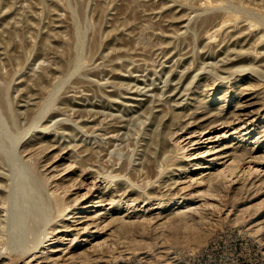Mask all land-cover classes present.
I'll list each match as a JSON object with an SVG mask.
<instances>
[{"label":"rangeland","instance_id":"obj_1","mask_svg":"<svg viewBox=\"0 0 264 264\" xmlns=\"http://www.w3.org/2000/svg\"><path fill=\"white\" fill-rule=\"evenodd\" d=\"M264 246V0H0V264H182Z\"/></svg>","mask_w":264,"mask_h":264},{"label":"built area","instance_id":"obj_2","mask_svg":"<svg viewBox=\"0 0 264 264\" xmlns=\"http://www.w3.org/2000/svg\"><path fill=\"white\" fill-rule=\"evenodd\" d=\"M182 264H264V246L239 232L225 230Z\"/></svg>","mask_w":264,"mask_h":264}]
</instances>
